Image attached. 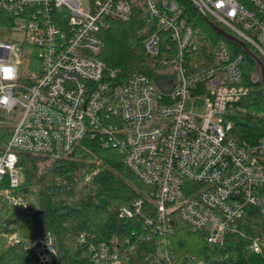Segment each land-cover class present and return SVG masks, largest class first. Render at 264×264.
<instances>
[{"label": "built area", "instance_id": "2783aa9c", "mask_svg": "<svg viewBox=\"0 0 264 264\" xmlns=\"http://www.w3.org/2000/svg\"><path fill=\"white\" fill-rule=\"evenodd\" d=\"M189 5L264 60V0H0V12L12 17L10 38L0 39V119L13 126L0 147V194L31 210L29 195L20 192L25 174L19 154L57 160L98 135L105 137L104 147L120 148L125 165L156 189V216L145 220L149 233L124 253L91 246L93 264L131 262V253L151 234L172 233L176 215L209 242L245 235L242 218L262 204L264 138L249 145L229 134L233 116L247 112L241 105L249 94L243 54L233 53L225 39L201 52ZM139 11L148 20L145 51L160 57L156 71L174 69L160 73L174 77L168 78L170 90L144 73L121 78L119 69L98 58L102 31ZM16 37L18 45L11 41ZM24 45L36 48V60L28 51L24 57ZM208 95L206 115L186 110L187 100ZM251 240L250 249L262 253L264 240ZM160 243L165 250L159 249L155 262H169V242ZM25 246L43 264H52L57 253L50 234ZM202 263L197 257L187 262Z\"/></svg>", "mask_w": 264, "mask_h": 264}, {"label": "trees", "instance_id": "16d2710c", "mask_svg": "<svg viewBox=\"0 0 264 264\" xmlns=\"http://www.w3.org/2000/svg\"><path fill=\"white\" fill-rule=\"evenodd\" d=\"M187 12L194 19V27L199 29L197 42L201 52L212 51L224 38L213 32L206 18L190 5ZM147 21L139 11L130 21L112 22L101 33L103 47L98 58L107 66L119 69L121 78L144 73L158 88L170 90L172 79L168 78L174 77L158 73L160 57H150L145 51L147 33L143 30ZM11 25L12 17L0 12V39L10 38ZM229 46L233 53L243 54L244 81L249 87V94L241 103L247 112L233 116L229 134L241 143L257 145L264 138V89L256 82L254 62L240 46L230 42ZM247 46L255 52L250 44ZM23 50L25 58L28 51L36 60L35 47L24 45ZM12 127L0 119V147L8 140ZM102 139L105 137L101 135L85 138L67 157L57 160L19 154L25 174L20 192L30 197L36 191L37 207L24 211L0 194V264H43L25 244L48 234L57 251L52 264H93L91 246L102 244L111 253L116 250L124 253L139 242L140 236L149 233L145 220L156 216V189L125 165L120 148L104 147ZM86 177L90 180L86 181L84 190H79L78 181ZM137 201H142L139 208L134 206ZM124 210H129L131 216ZM13 234L17 235L15 240ZM162 239L169 242L171 259L157 263V252L161 248L165 250L160 243ZM251 242L248 236L240 234H226L217 242H209L208 236L194 232L176 215L172 233L151 234V239L141 242L139 249L131 253L132 261L126 264H144L148 259L151 264H187L191 257L202 260V264H253L248 255ZM261 254L264 256V249Z\"/></svg>", "mask_w": 264, "mask_h": 264}, {"label": "rangeland", "instance_id": "374dc122", "mask_svg": "<svg viewBox=\"0 0 264 264\" xmlns=\"http://www.w3.org/2000/svg\"><path fill=\"white\" fill-rule=\"evenodd\" d=\"M13 44L18 45L21 41V38L16 37L11 40ZM158 72L161 74H172L174 69L172 66H162L158 68ZM211 99V96L208 95L199 99H189L186 102V110L191 112L194 115H206L208 111V100ZM3 114V113H2ZM7 118H12L11 114H4ZM227 120L222 121V125H226ZM86 184V180L80 179L78 181V189L84 190V186ZM89 192V190L87 191ZM259 196L261 197L262 204L257 208H251L248 210L247 214L242 218V225L245 226L244 234L248 236L250 239H258L261 238L264 240V188L258 189ZM30 204L32 208L37 207V193L33 191L30 194ZM251 258L253 264H264V256L261 253H255L252 250H249L248 253ZM144 264H151L150 259L144 261Z\"/></svg>", "mask_w": 264, "mask_h": 264}, {"label": "water", "instance_id": "95a60500", "mask_svg": "<svg viewBox=\"0 0 264 264\" xmlns=\"http://www.w3.org/2000/svg\"><path fill=\"white\" fill-rule=\"evenodd\" d=\"M206 22L208 23V25L210 26L213 32L223 37L228 42L234 45L240 46L242 50L244 51V53L249 56V58L256 65V70H257L256 82L259 83L264 89V60L263 58L259 56L257 53H255L253 50H251L243 40L225 31V29L221 25H219L217 22L209 18H206Z\"/></svg>", "mask_w": 264, "mask_h": 264}]
</instances>
